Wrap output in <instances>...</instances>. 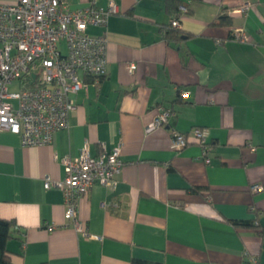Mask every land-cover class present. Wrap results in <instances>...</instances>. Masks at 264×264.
Here are the masks:
<instances>
[{
  "label": "crops",
  "instance_id": "crops-1",
  "mask_svg": "<svg viewBox=\"0 0 264 264\" xmlns=\"http://www.w3.org/2000/svg\"><path fill=\"white\" fill-rule=\"evenodd\" d=\"M68 1L79 9L112 0ZM113 1L120 12L88 28L109 31L106 76L71 96L69 128L29 147L0 131V218L15 226L7 264H246L249 254L264 264V0H180L184 35L171 41L178 12L166 0ZM221 12L231 25L213 24ZM159 105L174 110L177 130H209V163L192 135L176 151L168 126L147 131ZM85 147L92 156L120 148L125 161L115 186L95 182L79 199L87 234L66 220L63 191L45 187ZM243 221L254 224H235Z\"/></svg>",
  "mask_w": 264,
  "mask_h": 264
},
{
  "label": "built area",
  "instance_id": "built-area-1",
  "mask_svg": "<svg viewBox=\"0 0 264 264\" xmlns=\"http://www.w3.org/2000/svg\"><path fill=\"white\" fill-rule=\"evenodd\" d=\"M251 6L250 2L244 3L236 12L243 13ZM188 11L187 5H180L172 26L180 28L181 17ZM119 12V5L113 0L106 7L92 3L79 9H72L68 0L0 3V131L8 129L19 134L22 145L29 147L49 145L56 131L69 128L70 115L76 107L71 96L88 90L91 81L100 83L107 71L109 31L92 35L88 28L106 27L109 17ZM237 32V40L249 39L243 29ZM62 41L66 42V53L60 48ZM128 67L134 70L136 64ZM14 81H19L20 87L11 91ZM188 95V91L182 93L184 97ZM157 108L147 131L168 126L171 146L176 151L188 146L192 135L209 163V130L194 127L190 134L181 132L170 126L174 110L163 105ZM63 163L65 177H47L45 187L63 191L66 220L73 221L78 231L87 234L77 216L79 199L89 193L95 182L115 186L125 161L120 148L103 149L92 156L85 147L76 158L64 157ZM262 189L263 185L258 184L251 187L253 192ZM246 264H260L258 255H247Z\"/></svg>",
  "mask_w": 264,
  "mask_h": 264
},
{
  "label": "trees",
  "instance_id": "trees-1",
  "mask_svg": "<svg viewBox=\"0 0 264 264\" xmlns=\"http://www.w3.org/2000/svg\"><path fill=\"white\" fill-rule=\"evenodd\" d=\"M171 11L178 12V6L180 4V0H166ZM213 24H222V25H231L232 19L228 15H224L221 12ZM184 33L181 30H176L171 24L170 28L165 32V39L167 41H171L172 38H181ZM237 226H252L254 223L250 222H235ZM14 223L11 220L0 218V264H7L9 260V249H8V242L11 238H13L15 229ZM132 264H148V262L134 259Z\"/></svg>",
  "mask_w": 264,
  "mask_h": 264
},
{
  "label": "rangeland",
  "instance_id": "rangeland-1",
  "mask_svg": "<svg viewBox=\"0 0 264 264\" xmlns=\"http://www.w3.org/2000/svg\"><path fill=\"white\" fill-rule=\"evenodd\" d=\"M60 48L62 49V51L64 53L67 52V46H66V42L65 41H62L61 44H60ZM11 91H15V90H11Z\"/></svg>",
  "mask_w": 264,
  "mask_h": 264
}]
</instances>
